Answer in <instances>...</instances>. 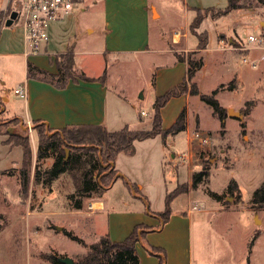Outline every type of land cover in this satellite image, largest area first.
Instances as JSON below:
<instances>
[{"label":"rangeland","instance_id":"obj_1","mask_svg":"<svg viewBox=\"0 0 264 264\" xmlns=\"http://www.w3.org/2000/svg\"><path fill=\"white\" fill-rule=\"evenodd\" d=\"M85 1L89 7L84 8L83 12L75 13L76 17L71 21L67 20L65 24L67 29H72L71 26L76 25L77 50L79 51L77 60L93 73L97 71L98 67L105 65L103 73L104 77L109 75L111 91L121 97L125 95L127 100L129 99L127 93L132 94L136 105L137 100L143 98V89L148 90V82L154 73L153 65H157L156 63L159 62L158 57L150 55L148 62L137 64L131 62L129 58H126L125 62H120L114 61V57L110 56V60H108L96 53L101 48L100 35L91 36L86 28L88 25L100 23L102 19L101 3L94 6L93 0ZM149 1L151 42L156 40L158 32L170 37L176 29L175 32L180 33L181 40L177 46L172 48L173 51L184 58L190 57L193 60L201 55V51L184 49V45L193 47L197 44L196 37L190 33L188 28L194 12L187 10L185 5L204 9L209 7L224 8L227 5V0ZM11 6L15 9V1ZM80 7L82 8L81 4L75 3L72 9L79 10ZM152 7L155 11L153 16ZM5 12L6 14L0 13L2 24L4 16L9 15L7 9ZM13 25H15L13 28L18 26V24ZM262 28H264V6L260 5L254 9L232 10L216 20L207 17L197 28V32L206 30L208 36L207 45L202 52L204 67L198 72L195 79L198 90L203 94H211V90L217 88L215 98L218 99L220 106L227 107H223L226 122L221 126L218 117L212 116L213 111L208 104L198 101L197 98L191 99L189 133L199 131L206 134L209 142L205 145L190 142L186 133H178L179 136L175 138L174 144L170 139L167 140L168 158L171 157V152L181 153L180 157L182 158L186 157L185 153L190 157L189 153H191L190 158L195 164L191 177L193 178V174L200 171L204 172L194 187L193 200L189 204L192 209V248L195 264L198 262L199 248H201L203 240V232L199 227L201 223H206L211 228L212 235L209 234V238L212 241L214 240L216 244L217 240L223 242V251L225 252L230 250V245L226 243L227 239H233L234 247L239 250L246 236L249 235V241L254 236H250L254 229L255 234L260 235V238L256 241L254 249V254H257V257L255 258L252 252L251 258H253V262H256L254 260L258 257L263 260L264 221L260 222L261 215L259 214L255 219L250 217V220L247 221V217L252 213L243 210L250 208L249 201L253 191L264 183V67L261 64L263 59L260 57L259 60L248 61L246 64V59L243 61L237 52H226L223 55L225 57V63H223L221 61L222 52L219 47L214 46V36L218 34L215 36V42L221 44L222 48L234 49L233 46H238L241 49H249L252 45H257L256 42L249 44L244 40H248L249 34L262 37L264 33ZM184 31L188 35L186 39H182ZM220 33L223 35L219 36ZM86 51H92V54L86 55ZM251 63L255 65L252 66ZM234 66L240 67L237 80L231 76L235 70ZM19 77L15 70L6 75H0V82H4L0 83V92L8 91L9 98L14 100L13 104L19 111H22V102L18 99L20 97L17 98V94L13 93V87ZM229 82L236 86L235 90L227 89L226 86ZM219 83L223 84L222 88H219ZM140 93L142 94L141 98ZM4 99L6 97L3 94L0 96V121L2 122L0 129V264H52L45 258L48 255L59 258L68 256L76 261L85 254L88 248L65 235L64 230L72 231L73 229L84 238L83 242L86 246L97 238L88 235V228L80 224V220L82 222L86 220L84 215H77L71 204H74L75 200H80L81 208L85 211L88 210L87 202L91 198L101 197L107 207L122 208L131 202L130 192L128 193L126 188L121 185L120 180L115 182L113 179L108 187H101L97 192H90L91 196L80 194L78 189L82 185L83 173L86 170H92L94 173L97 171L92 167L96 164L94 158L88 159L87 154L81 155V162H71L70 167L53 179L49 185L35 183L33 181L35 169L44 170L51 167L56 157V151H49L46 156L37 158V133L35 134V130H33V124L15 119L7 112H3ZM123 106L124 108H121L120 112L123 113L122 115L129 116L131 122L137 124V128L140 129L136 130H148L152 127L154 112L153 108L149 107L147 93L140 105L145 115H141L139 108L131 110L129 106ZM123 106L121 105V107ZM228 108L240 112L243 117L241 119L229 117ZM215 116L217 115L215 114ZM15 136H18L20 140L18 141ZM20 141L28 144V155L23 154L22 147L18 145ZM186 141L190 143L189 150L185 149ZM63 148L66 155L75 156L76 151L71 146H63ZM22 168H26L29 175L26 190H22L20 184ZM166 174L171 175L169 165L166 166ZM105 181L103 179V182ZM231 181L235 182L237 187L228 190ZM213 192H218L219 198L222 200V207L230 209L229 211L219 214L211 211L213 208L221 207L211 196ZM71 195H73V199L69 200L68 196ZM183 196L186 197V195ZM198 200L204 201L205 208L198 206ZM203 209L210 210V212L201 214L202 217H199L197 212ZM253 242L254 239L250 246L247 245L249 252ZM209 246L207 245L206 248ZM217 250L221 251V247Z\"/></svg>","mask_w":264,"mask_h":264},{"label":"crops","instance_id":"obj_2","mask_svg":"<svg viewBox=\"0 0 264 264\" xmlns=\"http://www.w3.org/2000/svg\"><path fill=\"white\" fill-rule=\"evenodd\" d=\"M92 2L94 6L97 3H101L102 19L100 23L92 24V26L88 25L86 28L88 34L91 36L94 34L100 35L101 48L96 53H99L102 57H106L108 60H110V56L114 57V61L120 62H125L126 58H129L131 62L137 64L148 62L150 55L158 57L159 62L156 63L157 65H153L154 73L148 82V90L143 89V98L138 99V103L135 105L134 103L136 102L133 101L132 94L127 93L129 95L128 100L127 97H124L125 95L121 97L114 94L109 88V75L104 77L103 71L105 70V65L98 67L97 71L93 73L87 70V66L82 64V62L79 63V60H77L79 51L77 50L76 25H72V29H67L65 28V24L67 20L71 21L72 18L76 17L75 13L79 11L83 12L84 8L89 6L85 0H76V4H81L82 8L80 7L79 10L76 8V10L71 9L63 17L50 23L49 40L43 46V52L39 54L26 55L23 53L21 23L13 20L12 24L5 25V21L9 15L7 17L3 15L4 23L1 24L0 28V63H2L0 65V75H6L15 70L20 77L17 83L15 82L13 93H15L14 90L18 86L23 87L26 92V97L22 99L21 97L18 98L19 96L15 94L22 102V111H19L13 104L14 100L9 98L8 91H1L0 96L4 94L6 97L3 101L5 103L3 112L5 111L8 115L21 121L23 120L28 124L41 122L55 130L66 126L80 125H103L109 131L119 130L124 126H128L131 130H136L140 129L137 128V124H134L133 121L131 122L129 116L122 115L123 113L120 112V109L124 108L123 105L129 106L131 110L133 108L141 109V102L145 99L147 93L149 107H152L154 99L157 96L162 95L185 79L187 63L186 61L178 60L177 53L172 49L179 44L181 40L180 33L175 32V29L170 37H167L163 33L158 32L156 40L151 42L149 0H93ZM7 5V0H0V13L6 14ZM185 7L191 12L193 11L190 8L204 9L189 6L188 4ZM13 24H18V26L16 25L13 28L15 26ZM204 31L206 32V30ZM221 34L223 35V33H220L219 36ZM215 36L214 46L219 47L222 56L226 52H237L242 57V60L246 59V64L248 61L259 60L261 57L263 59L261 64L264 67V43L262 45L254 44L249 49H241L238 46H233L234 49L222 48L221 44L215 42ZM262 37L264 38V33ZM183 38H188L185 31L182 35ZM244 41L250 44L248 40ZM184 46V49L189 48L192 50L196 49L197 44L193 47ZM69 47L72 49L73 54V70L77 75L82 74L90 80L77 78L74 81L70 79L65 86L59 88L53 82L27 75L28 64H31L55 77L58 73V55L65 53ZM203 50L198 51H201L202 66L195 73L193 79L195 83L198 72L204 67ZM91 54L92 51H86V55ZM221 59L225 63V57L223 56ZM234 69L231 76L236 79L240 67L234 66ZM0 83L4 82L1 81ZM221 84L219 83V85ZM235 89L236 86L234 87ZM199 93L203 94L200 91ZM216 94L217 92L214 96ZM141 97L142 94L140 93ZM193 98L201 101L198 95H190L189 92H185L171 97L160 109L163 129L169 128L184 109L186 118L184 130L177 133H169L165 137L157 134L145 139L134 140V152L132 154L118 152L115 155L113 161V168L117 171L115 182L120 180L121 185L126 188L128 193L130 192L129 197L131 202L127 201L129 204L122 208L107 207L102 198L97 197L91 198L87 202L88 210L84 211L82 208L74 209L77 215H84L86 220H83V222L80 220V224L88 228V235L90 234L97 238L95 241L104 235H107L112 241H122L131 233L135 226L144 224L151 228L145 235L146 242L165 250V264H195L192 248V209L189 205L193 200V192L195 191V188L192 187L191 177L195 164H193V159L190 158L192 156L191 153H189L190 157L185 153L187 156L182 158L180 157L181 153L171 152V157L168 158L167 152L169 148L168 139L174 144L175 138L179 136L178 133H186V136L189 133V104ZM221 106L227 107L225 105ZM140 113L141 115H145L143 109H141ZM211 114L217 118L213 112ZM189 147L190 143L186 141L185 149L189 150ZM167 165L171 169L170 176L166 174ZM179 185H187V189L172 199L170 203L171 214L168 220L159 227L160 220L152 213L164 210L166 195ZM215 193L218 194V192ZM183 195H186V197ZM215 202L221 206L220 208H213L211 210L215 214L226 213L230 210L222 207L221 199H215ZM197 203L202 204H198L200 208H205L204 201L198 200ZM208 204L210 203L208 202ZM243 210L252 213L247 217V221L250 220V217L255 219L258 214L261 215L260 222L264 221V207L254 208L250 206V208ZM206 212H210V210L203 209L197 212V214L199 217H202L201 214H205ZM199 227L203 232V240L201 241V248H199L197 264H264V256L263 260L260 257L254 260L256 262H253V258H251L252 252V255L255 258L257 257V254H254L255 243L260 238V235H257V233L250 252L247 246L250 238L249 235L245 237L239 250L234 247L233 239L226 238L228 240L226 243L230 245V250L225 252L223 251L222 241L217 240L216 244L214 240L212 241L209 238L211 228L206 223H201ZM66 231L79 238L82 241L80 243L85 245V248L87 247L83 242L84 238L79 236L73 229L72 231ZM251 232H249L250 236H253L255 234L254 229ZM207 245H210L209 248H206ZM219 247H221V251L217 250ZM135 249L139 258V264H159L158 257L147 252L142 242H137Z\"/></svg>","mask_w":264,"mask_h":264},{"label":"trees","instance_id":"obj_3","mask_svg":"<svg viewBox=\"0 0 264 264\" xmlns=\"http://www.w3.org/2000/svg\"><path fill=\"white\" fill-rule=\"evenodd\" d=\"M258 5L264 6V0H227V5L224 8H190L194 12V16L188 28L190 33L197 39L196 52L204 49L208 42V36L205 31L197 32V28L206 17L216 19L228 14L232 10L254 9ZM12 10L11 4H8L7 11L10 13ZM1 24L0 14V28ZM177 58L187 63L186 77L176 86L154 99L152 105L154 118L152 127L148 130H131L125 126L119 130L108 131L103 125L66 126L55 130L46 126L44 123L33 122V130H35V134L37 133V158L46 156L49 151H56V157L51 167L44 170L35 169L33 181L35 183L49 185L53 179L70 167L71 162H81V155L87 154L89 156L88 159L94 158L96 166L94 165L92 167L97 171L94 173L92 170H86L83 173L82 185L78 189V192L83 195L87 194V196H91L90 192H97L101 187H108L117 175V171L113 168V161L118 152L132 154L134 152V140L145 139L157 134L165 137L170 132L177 133L185 129L186 118L184 109L169 128H162L160 117L161 107H163L171 97L178 96L185 92H189L190 95H198L202 102L208 104L212 108L213 113L217 115L220 121V125L223 126L225 109L219 105L214 96L217 92V88L214 89L211 94H201L199 93L197 84L193 80L196 71L202 66V57L199 56L197 59L193 60L190 57L184 58L177 54ZM57 67L58 73L54 77L28 64L27 75L29 77H36L53 82L56 87L59 88L65 86L70 79L74 81H76L77 78L90 80L82 74L77 75L73 70V54L70 47L65 53L58 55ZM222 87L223 84L219 85V88ZM226 87L227 89H234L235 86L229 82ZM1 127L2 122L0 121V129ZM15 137L18 138V141L20 140L18 136ZM23 143L24 141H20L18 145L22 147L23 154L28 155L29 146L27 143ZM63 146H71L72 149L76 151L75 156L72 157L70 156L71 154H69V156L66 155ZM203 174L204 172L201 171L193 174V188L196 187V184ZM103 179L106 181L103 182ZM20 180L22 190H26L29 182V175L26 168L20 170ZM232 187H237L233 181L228 185V190H231ZM186 189L187 185L177 186L166 195L164 210L158 213H152L159 218V227L168 220L171 214L170 203L172 199L178 194L185 192ZM211 196L215 199H220L219 195L215 192L211 193ZM68 199L72 200L73 195L68 196ZM250 204L254 208L264 206V183L253 191ZM71 205L75 209H80L82 207L80 200H75L74 204L72 203ZM149 230H151V228L144 224L135 226L131 233L122 241H112L107 235L101 236L97 241L87 246L88 249L85 254L74 261V264H139V258L135 249V244L137 242H142L147 252L157 256L159 264H165V251L146 242L145 235ZM64 234L76 241L82 242L69 231L64 230ZM255 237L256 234L251 238L248 246L252 244ZM45 258L52 264H61L57 256L48 255Z\"/></svg>","mask_w":264,"mask_h":264},{"label":"built area","instance_id":"obj_4","mask_svg":"<svg viewBox=\"0 0 264 264\" xmlns=\"http://www.w3.org/2000/svg\"><path fill=\"white\" fill-rule=\"evenodd\" d=\"M14 1L13 10L16 11L14 21H19L22 25L23 53L26 55L43 52V46L49 40L50 23L67 14L76 3V0H7V3L12 4ZM263 41L264 38L261 36H248V42L261 45ZM251 65L255 64L251 63ZM14 92L21 98L26 97V92L21 86H18ZM188 139L199 145L209 142L208 136L199 131L190 132Z\"/></svg>","mask_w":264,"mask_h":264},{"label":"water","instance_id":"obj_5","mask_svg":"<svg viewBox=\"0 0 264 264\" xmlns=\"http://www.w3.org/2000/svg\"><path fill=\"white\" fill-rule=\"evenodd\" d=\"M155 14V11L154 9L152 8V15ZM16 17V11L15 10H12L9 14V17L8 19L5 21V25H10L12 24L13 20L15 19ZM3 110V109H2ZM227 114L229 116H233V117H238V118H242L243 115L238 112V111H234L232 108H228L227 109ZM58 229H60V227H58ZM59 261L62 263V264H74V261L72 258L68 257V256H64V257H60L59 258Z\"/></svg>","mask_w":264,"mask_h":264}]
</instances>
